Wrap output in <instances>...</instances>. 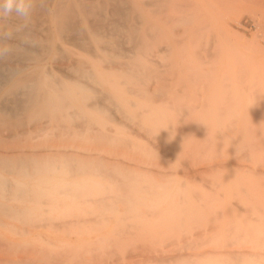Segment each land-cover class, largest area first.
<instances>
[{"label": "bare ground", "instance_id": "6f19581e", "mask_svg": "<svg viewBox=\"0 0 264 264\" xmlns=\"http://www.w3.org/2000/svg\"><path fill=\"white\" fill-rule=\"evenodd\" d=\"M234 7L258 19L264 41V0H36L26 24L15 16L0 19V48L10 49L0 56V264H95L98 260L107 264V258L120 259L117 249H125L130 258L134 255L130 249L144 250L140 255L149 253L148 258L155 259H148L150 264H198L177 244L178 253L169 255L159 254L155 245H173L174 240L180 244L190 236L189 225H184L197 222L202 225L195 228L221 221L223 248L248 239L256 241L257 249L264 248V225L258 226L260 237L249 230L244 233L246 224H264V85L253 87V82L248 87V71L233 58L230 63L225 55L229 61L222 63L221 41L227 34L220 22ZM246 96L255 101H247ZM200 97L205 99L200 105L203 113ZM239 97L247 101L244 107L249 103V111L234 113L244 103ZM187 99L199 103L192 106ZM232 101L241 104L233 108ZM252 103L256 115L250 112ZM187 115L191 118L185 122ZM210 117L220 118L216 131L204 130ZM130 128L140 139L131 136ZM216 137L226 144L222 148L228 149V159L234 158L236 172L222 184L228 189L225 207L231 212L221 219L213 206L216 199L219 205L224 202L221 195L215 193L217 198L211 199L214 194L190 186L188 197V185L119 156L131 153L160 165L173 157L184 164L187 157L215 147ZM144 138L148 144L142 142ZM253 158L261 167L241 166ZM220 166L212 165L204 173L217 172ZM251 174L254 181L243 183ZM167 202L171 206L161 211ZM204 204L212 207L202 209ZM246 209L253 214L243 221L245 216H240ZM39 228L52 234L60 229L69 232L68 240L91 233L99 236L90 245V239L87 244L83 239L78 244L52 243L44 231L33 235ZM200 233L194 234L200 238ZM206 241L209 245L210 239ZM196 243L190 239L178 245L186 250ZM220 255L222 264H248L254 257L264 261L261 250L250 256L245 253L248 260L236 251Z\"/></svg>", "mask_w": 264, "mask_h": 264}, {"label": "rangeland", "instance_id": "374dc122", "mask_svg": "<svg viewBox=\"0 0 264 264\" xmlns=\"http://www.w3.org/2000/svg\"><path fill=\"white\" fill-rule=\"evenodd\" d=\"M232 10H229L223 17H222V19H226V21H227V23H225V21H223L222 19H221V22H220V24L222 25L223 23V25H222V27H223V30H224V32H223V34H227L226 35V38H222V41H223V43H222V41H221V52H222V63L223 64H227L228 63V61H229V59L227 60V56H229L230 57V63H237L238 64V66L240 67V68H242L246 73H247V71H248V73H249V78H247V80L245 81V83H247V85H248V87H250L251 85H252V83L254 82V84L252 85L253 87H259V86H263L264 85V83H262V82H264L263 80H264V51L263 52H260L261 51V48H262V50H263V48H264V41L262 40V39H260V37H259V35H260V30H258L259 28L257 27V21H258V19L256 18L255 19V17H252L253 15H251V14H249V13H243V11L241 10V9H239L238 7H234V8H231ZM223 21V22H222ZM224 25H226L225 27H224ZM229 31V32H228ZM256 33H258V34H256ZM234 35V36H233ZM230 38H229V37ZM258 38V39H257ZM255 40V41H254ZM248 41V42H247ZM247 42V43H246ZM258 42V44H259V46L260 45H262V47L261 48H259V46L256 44V43ZM249 43V44H248ZM255 43V44H254ZM247 48H246V47ZM258 48L260 49V51L258 50ZM258 51H259V53H258ZM225 55H227V56H225ZM228 57V58H229ZM233 58V59H232ZM231 59H232V61H234V62H231ZM262 69V70H261ZM250 71V72H249ZM262 71V72H261ZM252 72V73H251ZM258 72H260V74H257ZM247 73V74H248ZM251 73V74H250ZM252 74H257L256 76H259V79H258V77H256L255 75H253L252 76ZM251 76V77H250ZM261 76V77H260ZM263 76V77H262ZM254 77V78H253ZM254 79V80H253ZM263 79V80H262ZM250 82H251V84H250ZM206 99H208V97H205ZM239 98H242V99H240L241 100V103H243L242 105H240V106H243V105H247V101H248V97L246 96L245 98H246V100H245V98H243V97H239ZM252 98H254V97H252ZM200 104H199V109L200 108H202L200 105L201 104H203V101H205V99H204V97H200ZM204 99V100H203ZM237 99H238V97H237ZM237 99H235V100H237ZM250 99H251V97H250ZM249 99V100H250ZM203 100V101H202ZM239 100V101H240ZM253 102L255 101L254 99H251ZM188 101H190V99L188 100L187 99V102ZM194 102V105H196L197 103H199V102H196L195 100H193ZM201 101H202V103H201ZM239 101H237V102H239ZM236 102V103H237ZM246 102V103H245ZM257 102V101H256ZM256 102L254 103V105H256ZM189 103V105H192L193 106V103H192V99H191V101L190 102H188ZM235 103V101H232V107L234 108L235 106L237 107L238 106V104H241L240 102L238 103V104H236ZM251 103V102H250ZM198 105V104H197ZM196 105V106H197ZM205 105L206 106H204V107H208L207 105H208V102H205ZM252 105H253V103H252ZM254 105H253V110L252 111H250L251 113L253 112V111H255V110H258V109H255L254 108ZM225 106V105H224ZM239 106V107H240ZM238 107V108H239ZM238 108H236V110L234 111V113L236 112L237 114H239V113H243V111H241V110H243V109H250V106H249V103H248V107L246 108V107H240V109H238ZM252 108V107H251ZM258 108V107H257ZM246 110V111H249V110ZM259 109H260V107H259ZM202 111H200V110H196L195 109V111H197V112H202L203 113V111H204V109L202 108L201 109ZM211 110V109H210ZM232 110V109H231ZM234 110V109H233ZM213 111V110H212ZM212 111H211V113L210 114H212ZM194 112V111H193ZM192 112V113H193ZM196 112V113H197ZM199 112V113H200ZM231 111L229 110V113H230ZM257 112V111H256ZM256 112L255 113H252V114H254V115H256ZM195 112L193 113V114H196ZM208 113H209V111H208ZM228 113V112H227ZM229 113L227 114V115H229ZM258 113V112H257ZM230 114H233V113H230ZM249 115H250V113H249ZM189 116H191V115H189ZM252 115H250V117H251ZM255 117V116H254ZM187 118H191V117H188V115H187V117L185 116L184 117V121L186 122V119ZM218 117H215V119L213 118V119H211V117H210V120H206V122H208L207 124L208 125H205V126H207L206 127V129H204V130H209V132H210V130H214V131H216L217 129H219L218 127H219V125L217 126V124L219 123L218 121H220V118H218L219 120H216ZM231 118V117H230ZM226 119H228V118H226ZM225 119V120H226ZM250 119H254V118H250ZM189 120H191V119H189ZM224 120V119H223ZM221 121H222V119H221ZM213 122V123H212ZM217 122V124H215ZM215 126V127H214ZM205 128V127H204ZM264 128V127H263ZM262 128V129H263ZM131 129V131H129L130 132V134H131V136L133 135H135L134 137H137V133H135L133 130L134 129H132V128H130ZM129 129V130H130ZM216 129V130H215ZM264 130V129H263ZM132 132H134L133 134H132ZM212 132V131H211ZM229 134H232L231 132H228ZM138 138V137H137ZM217 138V137H216ZM138 139H140V136H139V138ZM145 140H147V139H145L144 138V140L142 141V142H144L145 144L147 143ZM219 139L217 138L216 140L214 139V143H213V145H215V147L214 146H212V144H211V146H212V148L210 147V149H209V147H208V152H204V155L203 154H201L200 156H196V157H193V155H191V157H192V160H191V157L190 158H186L185 159V161H184V164H183V162L181 161H177L178 159H176L175 158V161L177 162H175L174 161V158L172 157V158H170V159H168V158H165L164 160H166V162H168L169 164H167L166 163V165H160L159 163H156V162H153V161H147V160H140L137 156H135V155H132L131 153H119V156H120V158L121 159H124V161H126L127 163H130V164H132V165H135V164H141L142 165V167L143 168H145V169H148V170H153V172L154 173H158V171H161L164 175H166V179H169V178H172V177H174V178H172L171 180H173L174 182H176V183H180L181 185L183 184L184 186H187L185 189L187 190V192L188 193H190L189 194V196L188 197H190L191 196V191H189V190H191L190 188L192 187V189L194 190V189H196V188H199V191H201V193H203V192H205L206 191V193H208V195L209 194H211V195H215L214 197H212L211 195V199L212 198H214V199H216L217 197H216V194L215 193H217V195L219 194V195H221L222 197H224V195L226 194V196H227V193H228V189L227 190H225V188H224V186L222 185V184H224L223 183V181H225V178H231V179H233L234 177H236V172H234V162H233V160H234V158H230V159H228V157H230V156H228V149H223L224 147L226 148L227 146H226V144H224V142L223 141H218ZM148 141V140H147ZM149 142V141H148ZM148 144V143H147ZM222 145H224V146H222ZM219 147V148H218ZM223 147V148H222ZM215 148V149H214ZM221 149V150H220ZM223 149V150H222ZM216 151H218V152H216ZM221 151H222V153H221ZM227 152V153H226ZM215 153H216V157L214 158V159H212L213 158V156L215 155ZM231 153V151L229 150V154ZM219 154L223 157V155L225 156V157H218L219 156ZM223 154V155H222ZM205 155H208V156H205ZM232 156V155H231ZM205 157V158H204ZM189 159H190V161H189ZM227 159L228 160H230L231 162L229 163V161H227ZM168 160H170V162L168 161ZM194 160V161H193ZM253 160H256L255 162L253 161ZM253 160H249L251 163H249V161L248 162H246V161H243V163H241V166H243V167H247L248 166V168L250 167H252V170H254L255 168H259L258 166H260L261 167V165L259 164V162H258V160L257 159H255V158H253ZM188 163H187V162ZM196 161H197V164H196ZM177 164V166H179L180 165V163H181V165H183V167L181 166V168H180V171L178 170L179 168L176 166V165H174L175 163ZM191 162V163H190ZM194 162V163H193ZM252 162H254V164L256 163L257 164V166L255 167V165L254 164H252ZM170 163H171V165H170ZM186 163V164H185ZM226 163V165H222V164H225ZM229 163V164H228ZM232 163V164H231ZM212 165H218V166H220L221 168H220V170H218L217 172L216 171H213V172H206V173H204V169H206V168H209V167H211ZM191 166V167H190ZM223 166H225L227 169H229L228 167H230L232 170H233V172L231 171V170H229V172L231 173V174H229V173H227L228 172V170L227 169H222V167ZM172 169H171V168ZM177 167V168H176ZM189 167V168H188ZM225 167H223V168H225ZM184 170H183V169ZM189 169H190V171H189ZM195 170V172H196V170H200L201 171V173L200 172H196V173H194V170ZM191 170H192V172H191ZM190 172V173H189ZM182 173V174H181ZM184 173H186V174H184ZM189 173V174H188ZM213 173H215V174H213ZM200 174V175H199ZM249 174V173H248ZM186 175V176H185ZM202 175V176H201ZM213 175V176H212ZM230 175V176H229ZM254 175V174H253ZM192 178H191V177ZM201 176V177H200ZM175 177H176V179H175ZM188 179H187V178ZM199 177V178H198ZM205 177V178H204ZM215 177V178H214ZM253 176H252V174L251 175H247V177H245L246 178V180L244 181L243 180V183H246V184H248L249 182H253L254 181V179L252 180V179H250V178H252ZM204 178V180L203 181H201L202 179ZM206 178H208V179H206ZM211 178H213V179H211ZM248 178L250 179V181H248ZM187 180H189V181H187ZM194 180H197L198 181V183H196V181H194ZM210 180H213V181H211V182H209ZM180 181V182H179ZM199 181H200V183H199ZM216 181H218V182H216ZM205 182H208V184H204ZM213 182V184H211ZM214 182H215V184H214ZM187 183V184H186ZM217 183H218V185H217ZM196 184V185H195ZM199 186H198V185ZM210 184H211V186H213L214 185V188L213 187H211L210 186ZM221 184V185H220ZM182 185V186H183ZM216 185H217V187H216ZM191 186V187H190ZM204 186H206V187H210V191H208V188H206V189H203L202 187H204ZM196 187V188H195ZM213 188V189H212ZM212 189V190H211ZM215 189V190H214ZM197 190V189H196ZM205 190V191H204ZM203 191V192H202ZM226 191H227V193H226ZM198 192V191H197ZM221 192H222V194H221ZM225 193V194H224ZM202 196H205L206 194H201ZM220 196V197H221ZM193 197V196H192ZM192 197L190 198V199H192ZM219 198L220 200H224V202H222V204L221 205H219L218 203H220L219 201H216V200H218V199H216L214 202H213V206H214V209L215 208H217V210H219V211H223V213H221V214H219L220 212L219 211H217L216 209V211L215 212H217V214H216V216H218V218L219 219H221L222 217H224L225 215L227 216V214H229L231 211L228 209L227 210V208L228 207H225L226 206V201L228 200V196L227 197H224V198ZM227 199V200H226ZM228 202V201H227ZM235 203H237L236 201H235ZM169 204V206H171V204H170V202H167V203H165V205H164V203H163V205H162V207H158L161 211H165L166 210V208L168 207L169 208V206H167ZM206 204V203H205ZM205 204H204V206H202L201 208L202 209H204V208H211L212 206L211 205H206L205 206ZM236 205V204H235ZM157 205H155V207H156ZM160 206V205H159ZM221 207V208H219V207ZM225 207L226 209H224L223 207ZM121 210H122V208H120ZM214 209H211V213L214 211ZM224 209V210H223ZM168 210V209H167ZM213 210V211H212ZM225 210H227V211H225ZM207 211V210H206ZM227 212V213H226ZM244 213H242V215L240 216V217H244V219L242 218V220L243 221H246V220H248V218H252V217H249L250 216V214H248V213H252V211H249V210H247L246 209V211H243ZM247 214H248V216H247ZM253 214V213H252ZM251 214V216H253ZM257 214H259V213H256V214H254V216L253 217H256L257 216ZM263 214H264V212H263ZM213 215V214H212ZM215 215V214H214ZM225 216V217H226ZM248 218H247V217ZM262 216V215H261ZM214 217V216H213ZM259 217V216H258ZM263 217V216H262ZM260 218V217H259ZM218 219V220H219ZM246 219V220H245ZM262 219V218H261ZM220 221V220H219ZM193 223V222H192ZM195 223H196V221H195ZM199 225L201 224L200 222H197ZM196 223V224H197ZM254 223V224H253ZM252 224H246V230L244 231V233H245V235H246V233L248 232V230H249V234H252V233H254L253 235H256V233H259V231L260 232H262V229L261 228H259L260 226H262V225H264V224H262L261 222H253ZM196 224H192L191 225V223H189V224H185L184 226H186V225H191L190 227L189 226H186V227H188L189 229H190V232H188L189 234L188 235H190V236H188L187 238H189V239H183V240H181V241H183V242H181L180 244H179V241H176V240H174L175 241V245L173 244L172 245V242L170 243V242H168V243H166V244H162V242L161 243H159L158 244V242L155 244L158 248H156V246L154 247V248H156L157 249V251H159V254H161V255H169V254H174V252L176 251L177 252V249H182L181 251L183 252V254L184 255H191L192 254V256H194V258L192 259V260H195V259H197L199 262H200V264H203V262H201V261H208V264H212L211 262H213L214 260H215V262H217V261H219L220 259H221V257H222V261H223V256H221L220 254L221 253H226V252H230V251H236V252H240V253H242V255L243 256H245L244 254L245 253H247L248 255L247 256H250V254L251 255H254L255 253H258L260 250L262 251V252H264V248L263 249H257V246H256V241H253V240H249L248 239V241L247 242H243V243H240V242H238V243H236L235 245H233V246H231L230 247V245L229 246H226L225 245V248H223L221 245L222 244H220L219 245V242L221 243V234H222V231H220L221 229H222V224H221V221L220 222H211V223H206V224H203V226H204V228L206 229V230H209V231H206L203 227H199V226H196V228H195V225ZM197 224V225H198ZM213 224V225H212ZM217 224V225H216ZM194 225V228L195 229H197L196 230V232H195V229L192 227ZM202 225V224H201ZM210 225V226H209ZM215 225V226H214ZM257 227H256V226ZM41 225H39V227H40ZM259 226V227H258ZM216 227V228H215ZM244 227V226H243ZM211 228H212V231H211ZM250 228V229H249ZM192 229H194V230H192ZM214 229V230H213ZM220 229V230H219ZM245 229V228H244ZM253 229V230H252ZM41 229L39 228V229H36V231H33V235L34 236H36L37 235V233H40V232H42V231H44V230H42V231H40ZM258 230V231H257ZM50 231V230H49ZM49 231H44V232H42L44 235H45V237L50 241V242H56V243H58V242H62V241H66L65 243H69V242H73V243H76V244H78V242L80 241V240H85V241H83V242H87L89 245H90V243L92 242L93 243V241H96L97 240V237L99 236V234L98 233H91V235H82L81 237H77L78 238V240L77 239H75V237H72V238H69L70 240H68V237H70V236H66L67 235V233H69V232H65L64 231V233H63V231H61V229L60 230H54V234H52V230L49 232ZM201 231H203V232H201ZM257 231V232H256ZM160 232V231H159ZM200 234H202V236H204V237H202V236H200V238H199V236H197L199 233ZM264 232V231H263ZM52 235H51V234ZM61 233H63V234H61ZM193 233V234H192ZM194 233H196V234H194ZM209 233V234H208ZM221 233V234H220ZM205 234H208L209 235V238H208V235H205ZM261 233H259V236L258 237H260L261 235L264 237V235H263V233L260 235ZM53 235L55 236V238L58 240V239H60V240H58V241H56V239H54V237H53ZM158 235H159V233L157 232V234H156V236H155V234H154V236L157 238V239H159V237H158ZM160 235H161V232H160ZM159 235V236H160ZM194 235H196V236H194ZM57 236V237H56ZM163 236V235H162ZM162 236H161V238H162ZM247 236H248V234H247ZM246 236V237H247ZM252 235H249V237H251ZM59 237V238H58ZM198 237V238H197ZM203 239H202V238ZM205 237H206V239H210V242H209V245H208V241H206V239H205ZM242 237L244 238V236L242 235ZM249 237H247V238H249ZM253 237V236H252ZM251 237V238H252ZM63 238V239H62ZM155 238V239H156ZM197 238L198 240H195V239ZM243 238L241 239V240H243ZM250 238V239H251ZM53 239H54V241H53ZM65 239V240H64ZM87 239H90V242H89V240H87ZM164 238H162V240H163ZM182 239V238H181ZM194 240V241H196L197 243H196V245H195V247H194V245H193V248H191V249H189V247L188 248H186V250H184L185 248H180V246L179 245H183V244H185V241L186 242H188L189 240ZM218 239L220 240V241H218ZM253 239V238H252ZM75 240V241H74ZM87 240V241H86ZM178 240V239H177ZM185 240V241H184ZM200 240H202L201 241V243H202V245L200 244V242H198V241H200ZM203 240H204V242L206 241V244L203 242ZM257 240H259V239H257ZM133 241V240H132ZM215 241V242H214ZM217 241V242H216ZM261 241H263L264 242V240H262L261 239ZM176 242H178V243H176ZM80 243H82V242H80ZM79 243V244H80ZM85 243L84 244H82V245H85ZM86 243V244H87ZM91 243V244H92ZM132 243V242H131ZM194 243V242H193ZM198 243H199V245H200V247H199V245H198ZM245 243H247V244H245ZM253 243V244H252ZM141 244V243H140ZM168 244V245H167ZM172 245V246H170V245ZM176 244H177V247H176ZM179 244V245H178ZM212 244V245H211ZM243 244V245H242ZM165 245H166V247H165ZM264 245V244H263ZM163 246V247H162ZM178 246H179V248H178ZM196 246H198V248L196 247ZM256 246V247H255ZM175 247L177 248V249H175ZM110 249L112 248V247H109ZM194 248H196V250H194ZM158 249H160V250H158ZM163 251H162V250ZM173 249H175L174 251H172ZM193 249V250H192ZM106 250V249H105ZM107 250H108V247H107ZM119 249H117L116 251H117V253L119 254V256H120V259H119V257L117 258L115 255H117V254H115L114 256L116 257V258H114L115 260H119V262H120V264H121V262H122V264H139V262H141L142 264H146L147 263V260L149 259L150 261H152L153 262V260H155L154 258H151V257H149L148 258V256H150L149 255V253H147L148 254V256L146 255V253H144L143 255L141 254L140 255V253L142 252L143 253V251L141 250V249H139V250H141L140 252H138L139 250L137 249V252H136V250H132L131 251V249H130V252H131V254H133L134 253V255H135V253L138 255H132L134 258L135 257H137L138 259L140 258V260H138V259H134L133 258V260H132V256H131V258L129 257V255L128 254H126V255H124V253L126 252V253H128L127 251H125V249H124V251H123V249H120L119 251H118ZM129 251V250H128ZM160 251L162 252V253H160ZM168 251H172V253L170 252H168ZM180 251V252H181ZM258 251V252H257ZM253 252H255V253H253ZM139 253V254H138ZM166 253V254H165ZM178 253V252H177ZM186 253V254H185ZM211 253V254H210ZM101 254V252L99 253V255ZM205 254L206 255H208V256H206V259H204L203 257H205ZM213 254H214V256L215 257H213ZM97 255H98V253H97ZM124 255V256H123ZM139 255H140V257H139ZM202 255H204L203 257H202ZM210 255V256H209ZM144 258H143V257ZM146 256V257H145ZM199 257V258H196V257ZM225 256V255H224ZM112 257V256H111ZM127 257V258H126ZM155 257V256H154ZM185 257V256H184ZM189 258H191V256H188ZM146 258V259H145ZM214 258V259H213ZM217 258V259H216ZM220 258V259H219ZM244 258V257H243ZM245 258L247 259V257L245 256ZM252 258V260H253V256L251 257ZM257 257H254V260L256 259ZM113 259V258H112ZM112 259L110 258V259H106L107 260V264H109V262H112L111 264H116V263H118L119 264V262H117V261H115L114 259H113V261H112ZM126 259L127 260H132L131 262H128V261H126ZM142 259L143 260H146V263H144L145 261H142ZM153 259V260H152ZM211 260V262H209V260ZM248 259H250L249 257H248ZM247 259V260H248ZM259 260H257V261H259V262H257L256 260L254 261H252V263L253 262H257L258 264H264V261L262 262V257H261V259L262 260H260V258H258ZM108 260H109V262H108ZM124 260H125V263H124ZM129 260V261H130ZM191 260V259H190ZM189 260V261H190ZM197 260H195L194 262L195 263H197ZM246 260V261H247ZM149 261V262H150ZM206 261H205V263H206ZM222 261L220 262V264H222ZM97 262V264H101L100 262H101V260H98V261H96ZM96 262H95V264H96ZM99 262V263H98ZM147 263V264H150V263ZM151 262V264H153ZM193 262V261H192ZM199 262H198V264H199ZM251 263L249 260L246 262V263ZM106 263V262H105ZM140 263V264H141ZM204 263V264H205ZM218 263V262H217ZM216 263V264H217ZM248 263V264H249ZM251 263V264H252ZM257 263H255V264H257ZM194 264V263H193ZM213 264H214V262H213ZM254 264V263H253Z\"/></svg>", "mask_w": 264, "mask_h": 264}, {"label": "clouds", "instance_id": "9594fccd", "mask_svg": "<svg viewBox=\"0 0 264 264\" xmlns=\"http://www.w3.org/2000/svg\"><path fill=\"white\" fill-rule=\"evenodd\" d=\"M36 0H0V19L15 16L25 24L31 19L32 12L35 8ZM11 37V33H6ZM9 48H0V56L6 55Z\"/></svg>", "mask_w": 264, "mask_h": 264}]
</instances>
